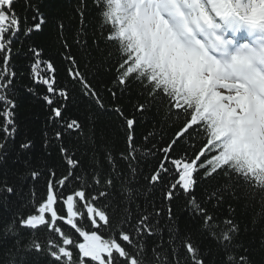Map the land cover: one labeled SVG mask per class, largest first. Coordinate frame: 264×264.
<instances>
[{"label":"snow or ice","instance_id":"1","mask_svg":"<svg viewBox=\"0 0 264 264\" xmlns=\"http://www.w3.org/2000/svg\"><path fill=\"white\" fill-rule=\"evenodd\" d=\"M50 5L46 14L36 0H0V264H264V0H92L91 43L87 0H78L71 44L58 0ZM49 22L56 56L32 40ZM18 81L41 93L43 144L59 163L37 164L33 141L16 143ZM133 89L126 115L120 101ZM77 97L120 118L126 170L110 149L89 146L70 114ZM153 109L175 131L159 142L149 132L138 145L134 113ZM149 156L154 198L133 208ZM116 181L123 206L109 203ZM232 202L250 216L255 242L242 237Z\"/></svg>","mask_w":264,"mask_h":264},{"label":"trees","instance_id":"2","mask_svg":"<svg viewBox=\"0 0 264 264\" xmlns=\"http://www.w3.org/2000/svg\"><path fill=\"white\" fill-rule=\"evenodd\" d=\"M37 3L43 4L42 8L46 14L50 8V0H36ZM78 0H58V6L56 9V14L62 18L64 23V36L68 39L69 43L73 42V38L77 35L78 29L80 28V20L75 9L77 7ZM19 7V6H17ZM30 15V14H29ZM96 17L93 10L92 0H87V10L85 12V27L89 32V43H91V32L96 28ZM56 34V29L52 27L51 22L49 25L45 26L44 31L40 34H35L32 40L39 43L41 46L45 47L46 54L56 56L58 51V45L55 43L54 37ZM55 45V46H54ZM75 51V49H74ZM79 59V57H78ZM57 63L60 61L57 59ZM64 76L63 69L61 68L60 77ZM110 79V75L100 73L97 76V80L101 82H107ZM23 81L17 82V89L15 100L17 103L16 115H17V125L18 131L16 135V143L19 144L25 140L33 141V148L28 154L29 160H34L37 164H43L45 162L52 163L56 161L59 163L58 153L54 148L45 149L43 144V134L47 129V109L42 105L40 101V94L32 95L23 91ZM101 95L105 98L104 102L107 107H111V99L107 92L102 91ZM136 90L133 89L131 97H125L120 103L125 105V114L131 115V106L127 103L128 99L135 98ZM70 114L74 117H79L84 124V135L91 136L92 141L90 147L96 148L97 155L104 152L105 148L112 151L113 155L117 159V167L122 170H126L125 163L119 159L120 152L125 149V141L123 136V125L120 118L110 112V111H100L91 104L86 99H81L77 97L75 102L70 105ZM137 119V125L135 128L136 143L138 145L142 144L143 136L147 135L149 132H154L156 134V141H160L163 137L164 141L173 134L175 127L171 126V122L163 123L158 116L155 115V110L141 113H134ZM77 137L73 135L72 140H76ZM80 143H83V137L80 138ZM68 147H72V144H67ZM85 149L81 147L80 155ZM89 156L92 153H88ZM156 160L152 159L150 156L141 158L140 163V173L137 177L136 184L133 187L140 190L141 195L137 198L132 207L135 208L136 204H143L145 199L151 200L154 197L148 194L147 182L144 177L149 174L152 167L156 164ZM24 161H19L13 166L14 169H22ZM7 178L5 175H0V179ZM31 181H29V184ZM37 196H39L40 191L44 188V178L41 179L36 184ZM199 188L197 192L199 194ZM111 198L109 203L115 202L123 206L127 203L126 200L121 198V182L116 181L113 189L110 190ZM236 209L237 217L240 220L244 231L242 237L246 242H255L259 235L253 224L250 223V216L246 215L242 203L232 202ZM115 207V204H114ZM177 214H180L181 209L176 207ZM222 215H227L226 211L221 213ZM153 238H149V242ZM255 259L259 261L261 256L258 254Z\"/></svg>","mask_w":264,"mask_h":264}]
</instances>
